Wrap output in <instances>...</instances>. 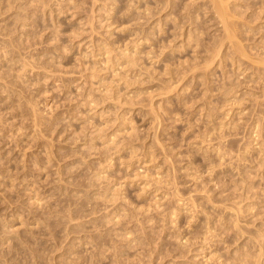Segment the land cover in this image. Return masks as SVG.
<instances>
[{
  "label": "rangeland",
  "instance_id": "rangeland-1",
  "mask_svg": "<svg viewBox=\"0 0 264 264\" xmlns=\"http://www.w3.org/2000/svg\"><path fill=\"white\" fill-rule=\"evenodd\" d=\"M6 1L0 264H264V0Z\"/></svg>",
  "mask_w": 264,
  "mask_h": 264
},
{
  "label": "bare ground",
  "instance_id": "bare-ground-1",
  "mask_svg": "<svg viewBox=\"0 0 264 264\" xmlns=\"http://www.w3.org/2000/svg\"><path fill=\"white\" fill-rule=\"evenodd\" d=\"M27 1H28V0H27ZM172 1H173V0H172ZM215 1H216V0H215ZM217 1H218V0H217ZM10 2H11V1H10ZM16 2H17V1H14L13 3H14V4H17ZM20 2H21V1H20ZM167 2H168V1H167ZM211 2H214V0L211 1ZM218 2H219V1H218ZM218 2H217V3H218ZM6 3H8V0L6 1ZM6 3H5V4H6ZM13 3H11V4L13 5ZM40 3H41V2H40ZM169 3H170V2H169ZM33 4H34V3H33ZM37 4H38V3H37ZM158 4H159V3H158ZM214 4H216V3H214ZM214 4H213V5H214ZM221 4H222V3L220 2V4H219L218 6H221ZM7 5L12 6V5H10V3H8ZM26 5H27V4H26ZM168 5H169V4H168ZM223 5L225 6V3H224ZM24 6H25V5H24ZM162 6H163V4H162ZM6 7H8V6H6ZM14 7H16V6H14ZM221 7H222V6H221ZM10 8H13V7H10ZM10 8H8L7 10H9ZM43 8H44V7H43ZM164 8H165V7H164ZM215 8H217V7H215ZM223 8H224V7H223ZM225 9H226V8H225ZM10 10H11V9H10ZM27 10H29V9H27ZM27 10H26V11H27ZM149 10H150V9H149ZM159 10H161V9H159ZM216 10H217V11H216ZM223 10H224V9H223ZM2 11H3V10H2ZM17 11H18V10H17ZM215 11H216V12H219V13H220V12H221V13L223 12V11H221V10H219V9H215ZM20 12H21V11H20ZM224 12H225V11H224ZM224 12H223L222 14H219V16L222 15V16L225 17L227 13L225 14ZM226 12H227V11H226ZM9 13H10V12H9ZM14 13H15V12H14ZM162 13H163V12H162ZM224 14H225V15H224ZM5 16H6V15H5ZM18 16H19V15H18ZM23 16H24V15H23ZM219 16H218V17H219ZM30 17H31V16H30ZM151 17H152V16H151ZM224 17H223V18H224ZM19 18H20V17H19ZM149 18H150V17H149ZM220 18L222 19V17H219V19H220ZM23 19H24V18H23ZM224 19H225V18H224ZM224 19H222V21H223ZM19 20H20V19H19ZM220 21H221V20H220ZM225 21H226V20H225ZM228 22H229V21H228ZM27 23H28V22H27ZM223 23H224V22H222L221 25H225V24H223ZM226 25H228V24H226ZM159 26H160V25H159ZM225 27H226V31H227V27H228V26H225ZM228 29H229V28H228ZM227 34H228V31H227ZM229 35L232 36L233 34L229 31ZM222 38H223V37H222ZM147 39H148V38H147ZM236 48H238V47H236ZM238 50L240 51L239 48H238ZM105 52H106V51H105ZM235 52H236V51H235ZM242 54H243V53L241 52V55H242ZM123 55H124V54H123ZM124 56H125V55H124ZM244 56H245V55H244ZM117 58H118V57H117ZM122 58H123V57H122ZM118 59H120V58H118ZM260 60H261V59H260ZM179 69H180V68H179ZM181 70H182V69H181ZM115 88H116V87H115ZM256 126H258V125H256Z\"/></svg>",
  "mask_w": 264,
  "mask_h": 264
}]
</instances>
